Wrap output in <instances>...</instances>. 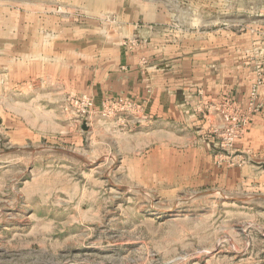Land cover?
<instances>
[{
  "label": "rangeland",
  "instance_id": "1",
  "mask_svg": "<svg viewBox=\"0 0 264 264\" xmlns=\"http://www.w3.org/2000/svg\"><path fill=\"white\" fill-rule=\"evenodd\" d=\"M122 26L189 45L198 29L217 45L232 34L259 99L264 0H0V264H264V160L237 147L252 118L237 159L216 158L206 129L215 165L250 167L227 183L162 174L160 152L136 160L114 137L116 118L95 114L83 130L63 110L69 65L104 44H140ZM37 78L47 80L33 88Z\"/></svg>",
  "mask_w": 264,
  "mask_h": 264
},
{
  "label": "crops",
  "instance_id": "2",
  "mask_svg": "<svg viewBox=\"0 0 264 264\" xmlns=\"http://www.w3.org/2000/svg\"><path fill=\"white\" fill-rule=\"evenodd\" d=\"M122 28L123 37L137 34L140 44L132 49L119 43L104 44L95 54L69 65L68 69L75 73L68 74L60 83L61 92L91 95L95 110L108 98L123 97L141 103L139 121L132 120L128 127L115 120L113 135L120 143L124 141L136 160L160 152L162 174L207 176L212 180L220 176L227 183L243 181L246 175L243 172L250 167L215 165V142L206 135L209 126H218L221 122L217 112L207 110L208 104L231 98L246 108L253 72L245 66H237V62L234 65L232 34L225 33L224 42L217 45L210 37L207 42H201L202 34L198 29L193 32L189 45L185 38L176 40L168 34H163L162 38L157 26ZM41 80L45 83L47 79L37 78L32 82L33 88H37ZM26 87L28 85L23 88ZM259 99L262 108L252 116L237 147L264 160V81ZM40 108L41 116L49 118L48 127L55 129V114L50 109L46 112ZM33 121L32 127L39 125L38 120ZM18 127L23 131L25 126Z\"/></svg>",
  "mask_w": 264,
  "mask_h": 264
},
{
  "label": "built area",
  "instance_id": "3",
  "mask_svg": "<svg viewBox=\"0 0 264 264\" xmlns=\"http://www.w3.org/2000/svg\"><path fill=\"white\" fill-rule=\"evenodd\" d=\"M123 44L131 48L135 44V41L127 39ZM248 93L246 110H243L231 98H225L220 102L210 103L207 106L208 111H214L220 115L222 122L221 126H211L208 129V133L216 138V145L222 150L218 154H215L216 158H236V155L231 154V150L237 137L245 129L249 121H251L253 114L262 108V103L258 99V90L253 88ZM62 108L65 112L79 120V122L84 120L89 124L93 116L98 114V116L104 119L116 118L123 125H130L132 120L138 122L140 119L139 114L143 109L141 103L119 97L104 100L101 108L95 110L94 99L87 93L66 94L63 98ZM238 159L243 160L242 156H239Z\"/></svg>",
  "mask_w": 264,
  "mask_h": 264
},
{
  "label": "water",
  "instance_id": "4",
  "mask_svg": "<svg viewBox=\"0 0 264 264\" xmlns=\"http://www.w3.org/2000/svg\"><path fill=\"white\" fill-rule=\"evenodd\" d=\"M81 127L83 130H86L88 128L87 123L84 120H82V126Z\"/></svg>",
  "mask_w": 264,
  "mask_h": 264
}]
</instances>
